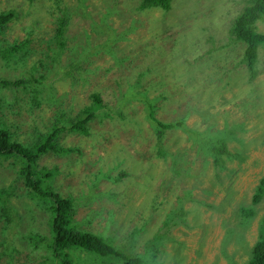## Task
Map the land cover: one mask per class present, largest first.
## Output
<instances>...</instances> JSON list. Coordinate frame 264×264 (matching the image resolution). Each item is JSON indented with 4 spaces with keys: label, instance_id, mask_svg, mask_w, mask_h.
<instances>
[{
    "label": "rangeland",
    "instance_id": "rangeland-1",
    "mask_svg": "<svg viewBox=\"0 0 264 264\" xmlns=\"http://www.w3.org/2000/svg\"><path fill=\"white\" fill-rule=\"evenodd\" d=\"M140 1L62 0L54 6L55 0H0V11L15 8L18 12L0 36L1 46L29 38L36 47L24 64L0 61V81L33 76L31 67L40 49L49 54L59 46L56 36L54 42L50 40L56 20L66 13H79L76 26L82 14L93 9L98 18L116 9L109 17L113 27L125 33L118 49L100 50L86 71H76L84 79L79 84L73 85L72 76L67 78L55 68L57 74L44 69L36 80L53 82L50 93L44 84L33 83L36 92L31 87L24 91L22 85H0V123L16 139L32 142L52 128L48 126L55 105L48 99L51 94L65 93L58 102L60 127L90 105L94 93L109 104H103L89 123V134L61 136L63 146L73 148L71 153L41 160L42 166L56 169L53 185L63 197L88 196L87 186L95 183L100 171L111 169L115 178L131 172L118 184V202L92 201L91 195L75 206L74 227L98 235L119 250L117 255L102 256L76 247L67 251L69 264H122L136 255L142 264H246L264 221V184L260 202L252 201L264 179V47L258 52L256 77L250 78L243 44H235L231 32L247 0H172L169 10H141ZM256 31L264 33V21L256 23ZM103 38L100 35L99 41ZM134 86L146 91L149 99L162 98L155 101L159 120L185 119V126L168 130L164 151L158 152L159 140L145 118L143 102L127 103L122 115L117 111V105L125 104L118 92L122 95ZM124 116L135 118L139 125ZM233 124L238 126L234 139L230 131L217 164L201 145ZM114 186L110 178L102 177L96 191ZM0 191L8 194L12 208L8 215L0 205V243L5 242L0 246L5 253L0 264H47L45 249L33 247V236L27 242L23 221L35 222L29 212L39 207L24 188L13 159L0 157ZM110 211L115 216H108ZM172 211L177 223L169 222L164 228ZM36 217V225L42 228L39 234L51 236L45 218ZM231 228L236 235L228 234Z\"/></svg>",
    "mask_w": 264,
    "mask_h": 264
},
{
    "label": "trees",
    "instance_id": "trees-1",
    "mask_svg": "<svg viewBox=\"0 0 264 264\" xmlns=\"http://www.w3.org/2000/svg\"><path fill=\"white\" fill-rule=\"evenodd\" d=\"M61 1L62 0H55L53 5L55 6ZM171 2L173 1L141 0L138 7L141 10L148 8H161L163 10H169L172 6ZM16 15L17 13L12 10L0 17V36L5 35L9 23L13 20V17H16ZM75 15H77V13H71V15L66 13L61 19L56 20L55 33L50 41L57 39L60 44L59 46H56V48L52 49L49 54L47 51H42L40 49L38 54L35 56L34 63L31 67L33 76L28 77L29 79L27 80H23L21 78H16L14 80L5 79L0 81V85H4L5 87H19L22 85V89L24 91L31 87L33 92H36V89L32 87V84L35 83L37 85H43L48 80V78H45L44 81H42L41 78L38 83L36 82L37 78L42 75L43 70L47 69L48 73L51 71V73L55 75L57 74L55 68L61 71L63 75H66L67 78L72 76L73 85L83 82V77L77 76L76 71L80 72L88 68V66L92 64L93 57L98 54L100 50L103 49L105 51V48L108 50L116 47V45H118V40L121 41L125 33L117 31L113 27V21L109 16H102L100 18L97 17L95 32L91 28L83 26L77 28L73 34V37L70 38V27L73 25L72 20ZM261 19H264V0H248V5L235 18L231 29V32L236 40L235 44L242 43V49H244L245 45L246 50L244 54V61L246 66H248L250 78H254V76L256 77V75L253 73L256 72L255 60L258 56V49L261 46L264 47V34L256 31V23ZM28 33H31V29L28 31ZM100 35L104 36L102 42H100L98 39ZM55 36L56 38L54 39ZM0 43H2V40H0ZM27 44L28 38L22 41H18L16 39L14 41H9L4 46V48L0 44V61H6L8 64H11L12 62L24 64V60H26L28 53H33L36 50V47L29 48L27 47ZM113 49H118V47ZM225 50L228 51L229 49L226 48ZM234 51L236 54H238L236 49H234ZM76 57H78V60ZM69 59L71 64L68 66ZM121 62H123V60H121ZM7 63H4L2 66H7ZM39 69H42V71H39ZM35 71H38L35 73L36 75L33 74ZM60 76L56 77L57 81H59ZM61 79H65V77ZM52 83L53 82L44 84V86L48 89V93L51 92L50 86ZM134 87L135 89H128L126 92L122 93V95L121 90L118 92V95L121 97L122 101L125 102V104L121 105V108L120 105H117V111L120 113V115H122L121 110L127 106V103H132L133 101L143 102L145 106V108L143 107L144 111H147L145 118L148 119L152 129L155 132V135L157 136V140H159L160 145L157 147V149L158 152H160L164 146V139L168 133V130L185 126V119L182 118L177 122H163L159 120L156 115L155 101L158 102L162 98H157L155 95L153 99H149L145 90H143L145 91V93H143L142 91H138L136 86ZM38 89H40V86H38ZM57 95L58 94H51L48 96L49 101L55 103L52 108L53 114L48 120V126L52 124V128L47 133L42 134L37 139L32 140V142H23L16 139L14 133L8 128L2 126L0 123V157L5 159H13L15 162L22 165V167H19L18 169V175L23 180L24 188L26 189L29 197L32 199V201L34 200L35 205H38L39 207V209L30 210L29 213L31 214V218L37 222L36 216L44 217L46 224L49 225L52 232L51 236L47 234L40 235L39 232L42 229L40 226L36 225L35 222L27 221L24 223L23 221L25 233L27 234V242L29 243V238L33 236L32 241L35 239L32 243L33 247L43 250L45 249L46 254H44V261L47 264H69L68 259L70 257L67 251L76 247L102 256H115L119 251L116 247H112L104 239L92 232L79 230L74 227V215L76 211L75 206L77 202L80 201V199L87 200L91 197V195L93 199L92 201L108 199L118 202L117 198L120 196L118 190V186L120 185L119 183L125 181L126 178L131 175V172L119 173L115 178L110 175L112 171L111 169L107 172L100 171L96 176L95 183L92 186H90V184L87 186L90 194L78 199L72 195L63 197L59 192H57L53 185V178L56 169H50L44 165H41V160L44 158V156L65 155L68 152L71 153L73 148H66L63 146L61 142V136L67 133L89 134V123L94 117H96L98 111L103 107V104L105 107L109 106V104L101 98L99 93H94L91 96V104L85 106L77 116L70 119L67 125L60 127V122L58 123L59 119L56 118V116L62 107L59 106L58 102L60 101L62 103V100L60 99L65 96V93L60 96ZM123 119L126 121L129 120L128 122H133L136 126L139 125L135 118H127L124 116ZM231 126L232 127L230 129L228 128L227 131L220 132V135L217 139L210 137L211 139L209 142H207L208 144L206 146L201 145L206 153H211V155L214 156L217 164L221 160L219 157L223 154L221 151H224V146H226V141L228 140V134L230 131V139H234V130L238 128V126L235 124ZM37 133L33 135L34 138L36 137ZM162 151H164V148ZM97 177H99V179H97ZM102 177L110 178L116 186L108 189L107 191H96V183ZM263 184L264 179H261V182L257 186V190L254 195V204H257L261 199V193L263 194ZM13 194L14 191L12 195ZM6 195L8 194L0 191V205L3 213L9 215V211L12 208ZM22 195L23 194L16 193L17 197H21ZM25 204L26 201H23L22 206ZM13 207L16 210L14 205ZM240 210L243 211L242 209ZM109 214H113L115 216V213L112 211L108 212V216ZM175 214V211H172L171 214L167 215V218L164 220V228L168 226L169 222L177 223V217ZM108 216L105 229L109 224ZM20 218L22 219V217ZM31 218L29 220H31ZM195 222H198V220ZM135 225H137V223H135L133 226L135 227ZM119 226L121 225L119 224ZM207 226L208 225H205V227ZM261 228V235L250 249V258L246 264H264V221ZM234 232L236 235L237 233L234 228L228 230V234H232ZM125 233L120 237L119 242L121 244L124 243L123 240ZM4 237L5 236L3 234V239ZM140 242L141 241H138L136 243L135 251L138 250ZM4 244L5 242H1L0 246ZM232 250L233 249L230 251ZM3 252L4 251H0V256L5 254ZM13 252L14 250L12 251V254ZM49 258H51V261L48 260ZM122 264L142 263L140 262L139 255H136L131 256L128 260L123 261Z\"/></svg>",
    "mask_w": 264,
    "mask_h": 264
},
{
    "label": "clouds",
    "instance_id": "clouds-1",
    "mask_svg": "<svg viewBox=\"0 0 264 264\" xmlns=\"http://www.w3.org/2000/svg\"><path fill=\"white\" fill-rule=\"evenodd\" d=\"M248 5V0H247V4L242 8V10L246 7ZM10 10H4V11H0V17H2V16H4L7 12H10V11H12V10H14L16 13H17V15H16V17L14 18H12L13 20L14 19H16L17 17H18V12L15 10V8H9ZM241 10V11H242ZM112 12H116V9H113V11ZM111 11L110 12H108L105 16H111L110 14L112 13ZM82 13V12H81ZM79 15V13H77V15H75L74 17H73V25L70 27L71 28V30H70V34H69V37L71 38V37H73V34H74V32H75V30L77 29V28H79V27H83V26H85V27H88V28H91L94 32H95V28H96V20H97V17H98V13L93 9L92 10V12L91 13H85V14H82V16L80 17V21H79V24L78 25H76L75 26V21H76V18H77V16ZM239 15V14H238ZM237 15V16H238ZM236 16V17H237ZM11 19V20H12ZM12 20V21H13ZM259 21H264V19H261V20H259ZM234 22V21H233ZM232 25H233V23H232ZM9 26H10V23H9V25H8V28H9ZM8 28H7V30H8ZM7 30H6V32H7ZM33 32V30L31 29V33ZM258 32V31H257ZM260 33V32H259ZM6 34V33H5ZM264 34V33H263ZM98 37V36H97ZM98 39H99V37H98ZM25 40V39H24ZM22 41V40H21ZM34 41V40H33ZM33 41L32 40H30L29 38H28V44H27V47H29V48H31V47H34V46H32V44H33ZM36 46H40V45H36ZM259 48V47H258ZM260 49V48H259ZM259 49H258V52H259ZM245 50H246V48H245V45H244V49H243V56H244V54H245ZM258 61V56L256 57V60H255V63ZM255 73V75H256V72H254ZM176 129V128H175ZM170 130H173V129H170ZM169 130V131H170ZM78 134V133H77ZM81 134V133H80ZM15 166L17 167V171H18V169H19V167H22V165L21 164H18L17 162H15ZM252 201L254 202V197H253V199H252ZM260 202V201H259ZM258 202V203H259ZM257 203V204H258ZM254 204V203H253Z\"/></svg>",
    "mask_w": 264,
    "mask_h": 264
}]
</instances>
